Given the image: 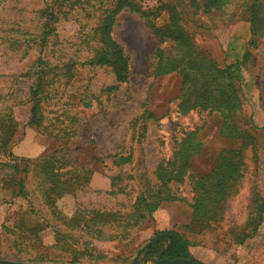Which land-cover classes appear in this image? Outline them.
Segmentation results:
<instances>
[{"label":"rangeland","instance_id":"374dc122","mask_svg":"<svg viewBox=\"0 0 264 264\" xmlns=\"http://www.w3.org/2000/svg\"><path fill=\"white\" fill-rule=\"evenodd\" d=\"M137 2L144 12L175 3L198 48L220 65L238 64L243 111L229 115L236 114L235 120L245 127L250 126V117L254 126L249 132L255 139V150L249 147L244 153L246 167L238 192L228 200L223 219L203 235L185 230L191 220V179L207 173L221 151L238 148L239 140L220 133L221 112L179 110L183 80L178 73H152L158 46L146 20L160 24L167 17L165 10L160 18L143 16L129 7L115 14L111 35L129 58V77L117 81L110 67L91 59L97 45L94 30L106 11L115 8L114 0H0V106L9 107L18 121L10 151L17 158L36 160L61 150L72 163L65 170L76 174L74 168L80 170L78 185L61 195L52 208L43 203L34 172L24 177L29 205L21 197L10 199L0 181V200L7 201H0V259L132 264L138 250L160 236L158 232L175 229L189 238L188 250L196 264H264V221L241 245L232 241V232L246 220L252 192L264 194V34L257 47L248 45L250 22L246 15H236L237 0H228L225 15H192L186 0ZM38 85L41 92L34 96L31 90ZM34 98L39 101V127L27 122ZM64 125L67 128L62 130ZM190 130L197 132L201 147L190 160L189 175L180 183L168 184L176 199L162 201L150 219L114 225L106 213L130 212L144 183L158 189L157 166L172 156L182 132ZM3 172L0 169V180ZM75 210L84 216L104 212L97 239L71 230ZM21 215L29 225H39L34 233L37 239L13 230V221L19 218V222ZM81 241L88 243L81 245ZM167 244L160 236L144 249L139 264L162 258ZM73 250H79V261L66 257Z\"/></svg>","mask_w":264,"mask_h":264},{"label":"trees","instance_id":"16d2710c","mask_svg":"<svg viewBox=\"0 0 264 264\" xmlns=\"http://www.w3.org/2000/svg\"><path fill=\"white\" fill-rule=\"evenodd\" d=\"M237 1L239 2L236 4V9H238L236 15L239 17L246 15L250 22L248 45L253 48L257 47L258 38L264 34V0ZM186 2L192 15L211 12H220L225 15L228 7V0H186ZM114 3L115 8L106 11L102 24H98L94 30L97 35V45L91 58L92 62L110 67L117 81H126L129 77V58L122 46L111 35L115 14L121 8L129 7L142 13L143 16L160 18V12L165 10L168 13L167 17L161 19L160 24L152 23L151 18L146 20L158 46L151 65L152 73L155 75L178 73L183 80L179 110L181 112L189 110L221 112L220 133L239 140L238 148L221 151L215 157L207 173L191 179L193 192L191 220L184 228L195 236L203 235L204 231L223 219L228 200L238 192L241 186L246 167L245 150L249 147L255 150V139L249 132L250 128L254 126L250 117L248 119L250 126L245 127L235 120L236 114L229 115L232 111L240 113L243 111L244 97L238 74L239 66L237 63L220 65L198 48L192 36L184 28L183 13L175 3L160 4L145 12L140 11L137 0H114ZM50 15L53 16L52 11H50ZM229 15L234 14L230 13ZM43 33L44 36L48 34L45 31ZM163 44H165L164 47H162ZM41 73L38 75L39 80L43 76ZM38 89L39 85L31 90L34 96L41 92ZM34 100L27 122L31 126L39 127L41 123L40 115H38L39 101L37 98ZM221 108H224L228 114L225 115L220 110ZM17 128L18 124L11 109L0 106V169L4 171L0 180L1 190L8 191L10 199L21 197L29 205L24 177L32 171L38 178L37 189L42 196L43 203L48 208H52L53 203L55 204L61 195L71 192L72 188L78 185L77 177L80 170L74 168L77 174L71 170H65L67 166H72V163L71 159L65 156L61 150L48 152L36 160L13 156L10 150L16 139ZM65 128H67L66 125L61 129ZM176 144L172 156L162 160L157 166L158 189H152L150 185L144 183L130 212L125 215L106 213L107 216L114 219V225L133 224L140 219H150L162 201L176 199V196L171 193V189L168 188V184L180 183L184 180L185 175H189L190 160L199 152L201 143L198 140L197 132L190 130L182 132V136L176 141ZM253 155L256 159L255 152ZM83 178L85 177L83 176ZM0 201L7 202L4 199ZM105 218L104 212L95 211L94 216L91 212H87V215L84 216L81 211L75 210L70 217L73 223L70 227L71 230L79 229L86 235L97 239L100 233V230L97 229L99 224H103L102 220L104 221ZM18 219L13 221V230L22 231L24 237H26V233L33 235L36 233L35 228L39 226L38 224L29 225L23 215L19 222ZM263 221L264 194L255 190L252 192L250 210L244 224L238 231L232 232L233 243L241 245L246 239L253 237ZM3 228L8 230L5 225ZM55 234L57 235V232ZM157 235L168 241L162 258H191L188 250L190 240L185 233L170 229L160 231ZM33 237L36 238L35 235ZM87 243L88 241H81V245ZM55 246L56 243L53 247ZM76 251L78 253L79 250ZM76 251H71L66 257H70L69 260L74 262L79 261Z\"/></svg>","mask_w":264,"mask_h":264},{"label":"water","instance_id":"95a60500","mask_svg":"<svg viewBox=\"0 0 264 264\" xmlns=\"http://www.w3.org/2000/svg\"><path fill=\"white\" fill-rule=\"evenodd\" d=\"M160 236L153 237L149 242H147L140 250H138L136 256L133 258L132 264H139V256L144 251L145 248L152 245L157 241ZM0 264H43V263H21V262H11L7 260L0 259ZM151 264H196L192 258H160Z\"/></svg>","mask_w":264,"mask_h":264},{"label":"crops","instance_id":"0c3cea01","mask_svg":"<svg viewBox=\"0 0 264 264\" xmlns=\"http://www.w3.org/2000/svg\"><path fill=\"white\" fill-rule=\"evenodd\" d=\"M13 116H14V114H13ZM14 119L17 121V119L15 118V116H14ZM17 122H18V121H17ZM24 123H25V120H24ZM41 152H42V151H41ZM41 152H39V153H41ZM39 153H38V154H39Z\"/></svg>","mask_w":264,"mask_h":264}]
</instances>
